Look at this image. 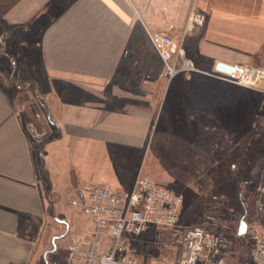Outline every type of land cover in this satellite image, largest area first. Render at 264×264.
Segmentation results:
<instances>
[{"label":"crops","instance_id":"0c3cea01","mask_svg":"<svg viewBox=\"0 0 264 264\" xmlns=\"http://www.w3.org/2000/svg\"><path fill=\"white\" fill-rule=\"evenodd\" d=\"M192 11L203 26L188 28ZM162 32L184 38L200 73L264 65V0H0V264L29 262L63 196L129 190L161 105L168 134L252 133L238 115L252 101L236 96L264 81L168 80L151 39Z\"/></svg>","mask_w":264,"mask_h":264},{"label":"rangeland","instance_id":"374dc122","mask_svg":"<svg viewBox=\"0 0 264 264\" xmlns=\"http://www.w3.org/2000/svg\"><path fill=\"white\" fill-rule=\"evenodd\" d=\"M195 73V77H190L194 81L214 78L210 73ZM183 79L186 76L179 74L172 80ZM234 87L237 91L244 90ZM206 91L207 97L218 94L229 97L231 94L219 88L216 94L209 87ZM240 94L236 97H247L252 101L251 110L249 103L246 111L244 104L238 105V115L243 117V124L246 118L247 121L251 119L254 128L246 135H241V130L236 134L226 130L224 135H213V129L205 131L206 135L182 136L177 135L176 130L168 134L165 128L166 106L161 105L163 113L153 127L140 170L143 175L148 174L154 181L181 193L184 202L180 220L170 231L149 230L134 241L139 255L154 257L161 254L175 258L180 248L178 239L184 229L203 224L232 238L236 251L241 249L242 259L250 260L251 242L246 233L239 237V226L243 219L247 223L258 222L264 234V92L247 90L245 95ZM191 96L198 97L196 89ZM190 113L192 117L193 113ZM206 116V126L209 129L215 127L218 121L213 120L210 113ZM198 121L202 122L198 116L192 120ZM91 186L85 189L88 191ZM74 197L80 196L73 193L63 196L55 214L47 215L41 221L35 235V251L27 264H63L68 256V243L88 234L90 217L80 205L72 203Z\"/></svg>","mask_w":264,"mask_h":264},{"label":"built area","instance_id":"2783aa9c","mask_svg":"<svg viewBox=\"0 0 264 264\" xmlns=\"http://www.w3.org/2000/svg\"><path fill=\"white\" fill-rule=\"evenodd\" d=\"M188 17V28L203 26L202 14L192 11ZM151 39L164 61L168 80L180 73L190 78L199 71L186 54L183 37L177 39L162 32L152 34ZM232 66V72L216 70L213 75L251 88H259L264 81V65ZM72 202L85 210L91 223L85 238H74L68 243V256L63 264H264V234L258 222L248 223L246 235L251 242L248 261L235 259L232 238L203 224L184 229L175 258L139 255L134 241L149 230L170 231L180 220L184 202L181 193L156 183L141 171L129 190L97 184Z\"/></svg>","mask_w":264,"mask_h":264},{"label":"water","instance_id":"95a60500","mask_svg":"<svg viewBox=\"0 0 264 264\" xmlns=\"http://www.w3.org/2000/svg\"><path fill=\"white\" fill-rule=\"evenodd\" d=\"M218 68L221 69L222 71H227V72H232L233 71V66L232 65H229V64H226V63H223V62H220L219 65H218ZM247 228H248V223L245 219H243L240 223V226H239V234L240 235H244L247 231Z\"/></svg>","mask_w":264,"mask_h":264},{"label":"trees","instance_id":"16d2710c","mask_svg":"<svg viewBox=\"0 0 264 264\" xmlns=\"http://www.w3.org/2000/svg\"><path fill=\"white\" fill-rule=\"evenodd\" d=\"M242 235L239 234V237H241ZM240 252H241V249H238L237 248V251H236V255H235V258L239 261H245L244 259H242V256L240 255Z\"/></svg>","mask_w":264,"mask_h":264}]
</instances>
